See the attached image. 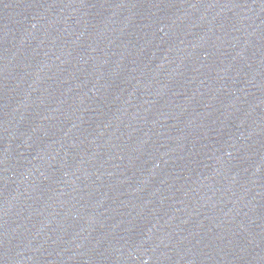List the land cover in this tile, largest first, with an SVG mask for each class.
<instances>
[{"label":"water","instance_id":"95a60500","mask_svg":"<svg viewBox=\"0 0 264 264\" xmlns=\"http://www.w3.org/2000/svg\"><path fill=\"white\" fill-rule=\"evenodd\" d=\"M0 264H264V0H0Z\"/></svg>","mask_w":264,"mask_h":264}]
</instances>
